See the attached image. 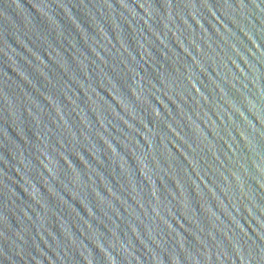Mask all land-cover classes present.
Listing matches in <instances>:
<instances>
[{
    "label": "water",
    "instance_id": "95a60500",
    "mask_svg": "<svg viewBox=\"0 0 264 264\" xmlns=\"http://www.w3.org/2000/svg\"><path fill=\"white\" fill-rule=\"evenodd\" d=\"M0 264H264V0H0Z\"/></svg>",
    "mask_w": 264,
    "mask_h": 264
}]
</instances>
